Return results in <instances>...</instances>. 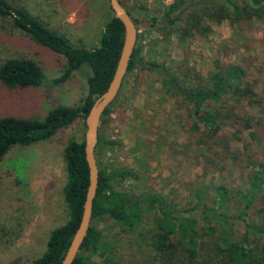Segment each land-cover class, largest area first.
Here are the masks:
<instances>
[{
	"label": "rangeland",
	"instance_id": "obj_1",
	"mask_svg": "<svg viewBox=\"0 0 264 264\" xmlns=\"http://www.w3.org/2000/svg\"><path fill=\"white\" fill-rule=\"evenodd\" d=\"M10 1L24 6L48 29L77 47L97 46L106 21L113 15L109 0ZM120 1L136 21V46L145 63L162 66L185 91L202 85L199 79L207 86L217 66L239 65L254 85L261 105H239L236 113L251 117V129L228 125L208 148L200 144L199 133L189 129V105L173 93L165 76L136 68L125 77L110 114L100 121V133L118 143L101 154L102 168L134 173V178L115 181L117 190L132 196L151 191L179 208L196 190L212 199L213 189L219 185L229 188L234 198L235 190L246 188L250 163L264 161V19L232 23L205 17L200 23L203 31L193 30L190 36L182 37L179 29H186V12L170 28L164 23L167 27L160 30L150 27L149 19L155 16L160 20L171 6L161 0ZM9 57L38 62L45 78L39 88L24 92L0 85V116L7 112L42 119L57 106L80 105L87 92L88 71L75 72L68 81L55 84L65 60L0 21V60ZM84 131L83 122L78 120L48 141L12 148L0 163V264H30L45 251L51 231L67 221L64 150L70 142L83 139ZM236 200L228 212L234 213ZM152 213H144L142 227L151 226ZM96 227L108 243L121 248L119 254L132 251L130 254L139 256L143 250L144 242L138 235L144 227L127 233L111 220L99 221ZM93 260L99 262V257Z\"/></svg>",
	"mask_w": 264,
	"mask_h": 264
},
{
	"label": "trees",
	"instance_id": "obj_2",
	"mask_svg": "<svg viewBox=\"0 0 264 264\" xmlns=\"http://www.w3.org/2000/svg\"><path fill=\"white\" fill-rule=\"evenodd\" d=\"M184 12L189 16L185 20L186 29H179L182 37L190 36L193 30L203 31L200 23L205 17L212 21L228 19L232 23L264 19V0H176L160 20L150 17L149 26L162 30L167 27L166 23L170 28ZM0 21L6 22L14 33L65 60L64 70L54 80L55 84L68 81L75 72L88 71L87 92L79 106H57L42 119L17 117L7 112L1 114V163L14 147H30L48 141L57 131L78 120L84 124L93 102L107 90L113 77L123 43V25L112 15L105 23L98 45L85 48L72 45L66 37L33 17L24 6L10 0H0ZM136 68L155 70L165 76L173 93L189 105V129L199 133L200 144L208 148L216 143L218 134L228 125L251 129V117L236 113L239 105L250 108L261 105L254 85L246 79V72L239 65L217 66L207 86L199 79L202 85L189 91L180 87L177 78L162 66L145 63L135 44L125 77ZM44 78L42 67L32 59L9 57L0 60L2 88L24 92L39 88ZM122 86L123 82L120 90ZM114 102L100 121L110 114ZM114 146L118 143L101 134L99 127L94 151L99 170L98 187L89 231L73 264H264V161L250 163L252 170L246 188L235 190L234 198L229 188L219 185L213 189L214 199L196 190L188 203L179 208L168 198L151 191L132 196L117 190L114 182L134 178V173L126 169L107 172L102 168L101 154ZM64 161L67 182L63 199L68 218L62 226L51 231L45 251L30 264H60L80 222L88 186L83 139L74 140L65 147ZM9 167L18 170L15 164ZM19 180L23 184V180ZM233 199H237L238 207L230 213ZM152 210V224L143 228L144 213ZM107 220L120 224L127 233L143 228V233L138 235L140 242H144L139 256L130 254L132 251L128 255L119 254L121 248L116 249L105 240L96 223ZM93 257H99V262Z\"/></svg>",
	"mask_w": 264,
	"mask_h": 264
},
{
	"label": "water",
	"instance_id": "obj_3",
	"mask_svg": "<svg viewBox=\"0 0 264 264\" xmlns=\"http://www.w3.org/2000/svg\"><path fill=\"white\" fill-rule=\"evenodd\" d=\"M113 17L123 25V43L117 65L107 90L93 102L85 120L83 135L84 155L88 168V186L85 193L82 215L78 228L66 250L60 264H73L89 231L93 202L96 196L99 170L95 159V147L100 127V120L106 109L114 102L128 71L136 44V25L120 0H109Z\"/></svg>",
	"mask_w": 264,
	"mask_h": 264
},
{
	"label": "built area",
	"instance_id": "obj_4",
	"mask_svg": "<svg viewBox=\"0 0 264 264\" xmlns=\"http://www.w3.org/2000/svg\"><path fill=\"white\" fill-rule=\"evenodd\" d=\"M161 1L166 6H172L176 2V0H161Z\"/></svg>",
	"mask_w": 264,
	"mask_h": 264
},
{
	"label": "flooded vegetation",
	"instance_id": "obj_5",
	"mask_svg": "<svg viewBox=\"0 0 264 264\" xmlns=\"http://www.w3.org/2000/svg\"><path fill=\"white\" fill-rule=\"evenodd\" d=\"M130 12V11H129ZM130 15H131V13H130ZM132 17V16H131Z\"/></svg>",
	"mask_w": 264,
	"mask_h": 264
}]
</instances>
